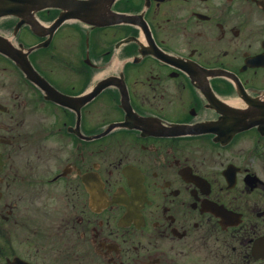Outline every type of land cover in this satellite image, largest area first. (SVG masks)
<instances>
[{
	"label": "flooded vegetation",
	"instance_id": "obj_1",
	"mask_svg": "<svg viewBox=\"0 0 264 264\" xmlns=\"http://www.w3.org/2000/svg\"><path fill=\"white\" fill-rule=\"evenodd\" d=\"M10 6L0 264H264V0Z\"/></svg>",
	"mask_w": 264,
	"mask_h": 264
}]
</instances>
